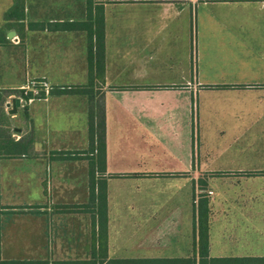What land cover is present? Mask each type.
Instances as JSON below:
<instances>
[{
  "label": "crops",
  "instance_id": "1",
  "mask_svg": "<svg viewBox=\"0 0 264 264\" xmlns=\"http://www.w3.org/2000/svg\"><path fill=\"white\" fill-rule=\"evenodd\" d=\"M5 4L0 264L264 258V0Z\"/></svg>",
  "mask_w": 264,
  "mask_h": 264
},
{
  "label": "trees",
  "instance_id": "2",
  "mask_svg": "<svg viewBox=\"0 0 264 264\" xmlns=\"http://www.w3.org/2000/svg\"><path fill=\"white\" fill-rule=\"evenodd\" d=\"M22 0H15V5L11 10H9L6 14V19H10L15 12L18 10V5ZM100 150L105 155V139L104 136L100 141ZM198 213L197 217V224H198V247L200 250L201 257H208L209 254V216H210V209H209V202L207 199L202 198L199 201L198 205ZM107 219L106 216L104 218V226L106 230V223ZM233 263L226 262L225 259H211L202 260L200 264H264V258H254V259H233ZM109 264H133L132 262H119V261H111ZM141 264H150L149 262H142ZM153 264H180L176 261H163V262H153ZM188 264H197L195 262H189Z\"/></svg>",
  "mask_w": 264,
  "mask_h": 264
},
{
  "label": "built area",
  "instance_id": "3",
  "mask_svg": "<svg viewBox=\"0 0 264 264\" xmlns=\"http://www.w3.org/2000/svg\"><path fill=\"white\" fill-rule=\"evenodd\" d=\"M51 89L49 83L44 79L29 80L25 86L18 90L16 98L20 99L21 106H26L37 99H47L51 93Z\"/></svg>",
  "mask_w": 264,
  "mask_h": 264
},
{
  "label": "rangeland",
  "instance_id": "4",
  "mask_svg": "<svg viewBox=\"0 0 264 264\" xmlns=\"http://www.w3.org/2000/svg\"><path fill=\"white\" fill-rule=\"evenodd\" d=\"M6 4H5V0H0V18H2L3 17V14H1V11L3 10V8H4V6H5ZM15 95L17 96L18 95V92H16L15 93ZM210 192H212V194H210ZM202 195L203 196H209L210 198H212V197H214L215 196V194H214V192L212 191V190H209V189H207V188H205L204 190H202ZM208 197V198H209ZM228 200H230V199H227V201ZM232 200H235V197L232 199ZM238 202H241V203H245L244 201V199L243 198H237L236 199ZM262 217H264V215H261Z\"/></svg>",
  "mask_w": 264,
  "mask_h": 264
},
{
  "label": "water",
  "instance_id": "5",
  "mask_svg": "<svg viewBox=\"0 0 264 264\" xmlns=\"http://www.w3.org/2000/svg\"><path fill=\"white\" fill-rule=\"evenodd\" d=\"M9 107H11L10 114H16L17 110L21 107L20 99L14 98L12 103L9 104Z\"/></svg>",
  "mask_w": 264,
  "mask_h": 264
}]
</instances>
